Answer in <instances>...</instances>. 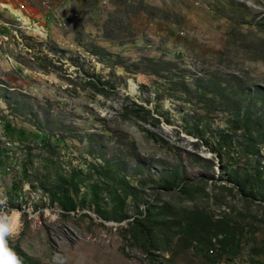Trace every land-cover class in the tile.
I'll return each instance as SVG.
<instances>
[{
  "label": "rangeland",
  "instance_id": "rangeland-1",
  "mask_svg": "<svg viewBox=\"0 0 264 264\" xmlns=\"http://www.w3.org/2000/svg\"><path fill=\"white\" fill-rule=\"evenodd\" d=\"M0 200L21 264H264V0H0Z\"/></svg>",
  "mask_w": 264,
  "mask_h": 264
},
{
  "label": "clouds",
  "instance_id": "clouds-1",
  "mask_svg": "<svg viewBox=\"0 0 264 264\" xmlns=\"http://www.w3.org/2000/svg\"><path fill=\"white\" fill-rule=\"evenodd\" d=\"M17 213L18 210L11 208L6 200H0V264H21L9 246V240L15 235ZM53 264H66V258L57 252Z\"/></svg>",
  "mask_w": 264,
  "mask_h": 264
},
{
  "label": "trees",
  "instance_id": "trees-1",
  "mask_svg": "<svg viewBox=\"0 0 264 264\" xmlns=\"http://www.w3.org/2000/svg\"><path fill=\"white\" fill-rule=\"evenodd\" d=\"M59 198L63 200V207L67 210H70V206L66 204V201H64V198H62L61 196Z\"/></svg>",
  "mask_w": 264,
  "mask_h": 264
},
{
  "label": "bare ground",
  "instance_id": "bare-ground-1",
  "mask_svg": "<svg viewBox=\"0 0 264 264\" xmlns=\"http://www.w3.org/2000/svg\"><path fill=\"white\" fill-rule=\"evenodd\" d=\"M18 224H19V220H18V217H17V224H16V228H17Z\"/></svg>",
  "mask_w": 264,
  "mask_h": 264
}]
</instances>
